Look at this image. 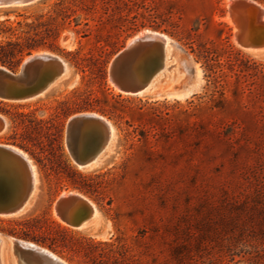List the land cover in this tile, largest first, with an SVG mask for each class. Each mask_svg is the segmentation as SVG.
<instances>
[{"label": "rangeland", "instance_id": "374dc122", "mask_svg": "<svg viewBox=\"0 0 264 264\" xmlns=\"http://www.w3.org/2000/svg\"><path fill=\"white\" fill-rule=\"evenodd\" d=\"M73 2L0 6V67L17 71L27 57L41 53L67 62L66 74L40 96L1 104L9 114L0 112L7 121L0 143L21 148L13 140L31 133L41 162L21 148L37 172V197L28 212L0 215V233L48 248L69 264H171L175 246L194 243L203 233L199 240L209 247L210 236L228 226L219 220L237 215L232 206L246 207L237 218L248 221L249 215L254 221L248 225L264 227V50L237 42L230 0L155 4L162 14L169 4L182 9V18L175 16L180 32L196 30V40L212 41L219 50L231 43L241 51L230 62L247 71L225 68L230 83L224 96L176 39L151 93L121 92L110 80L112 59L129 39L153 29L125 40L101 0L91 12L74 11ZM82 112L103 115L115 132L112 150L90 167L77 166L66 137L68 119ZM32 117L40 123L30 122ZM70 166L92 184L91 196L72 187ZM64 193L91 201L95 218L80 228L60 218L54 202ZM258 237L264 264V233ZM2 258L19 264L9 247Z\"/></svg>", "mask_w": 264, "mask_h": 264}, {"label": "water", "instance_id": "95a60500", "mask_svg": "<svg viewBox=\"0 0 264 264\" xmlns=\"http://www.w3.org/2000/svg\"><path fill=\"white\" fill-rule=\"evenodd\" d=\"M36 1L38 0H8L6 4L22 6ZM228 14L235 26L238 27L237 23L241 25V30L235 32V37L242 47L250 49L264 46V9L260 5L245 0L234 6L229 5ZM175 44L174 38L156 30L135 35L112 59L111 82L125 94L144 93L155 85L154 79L163 68L165 56L170 55ZM64 73V62L53 55H30L17 71L0 67V99L19 102L38 97ZM6 127L7 121L0 117V131ZM112 135L111 121L95 112L72 115L66 124L70 154L79 167H87L95 162L110 144ZM22 151L12 144L0 143V215L18 213L34 191L33 167L29 155ZM58 198L57 208L62 218L76 228L90 220L97 209L82 195L70 194L68 197ZM3 236L5 235L0 233V238ZM35 249L47 259H55L40 247ZM12 250L18 262L31 264L18 241H13ZM58 264L64 263L58 260Z\"/></svg>", "mask_w": 264, "mask_h": 264}, {"label": "trees", "instance_id": "16d2710c", "mask_svg": "<svg viewBox=\"0 0 264 264\" xmlns=\"http://www.w3.org/2000/svg\"><path fill=\"white\" fill-rule=\"evenodd\" d=\"M64 1V0H61ZM85 0H74L73 6L76 7L74 11L84 10L91 12L96 6L97 0H91L90 5H84ZM104 5L102 7L106 10H112L111 15H115L119 23V29L121 33H125L124 39L132 35L135 32L143 28H151L156 31H161L169 34L174 39H176L181 45H183L187 50L194 55L196 61L202 62L206 76L211 78L216 87H221V94L224 96L226 94V87L229 85V81L226 80L227 73L225 68L227 67L230 72L238 70L239 73L247 71V68L243 66L232 65L230 62V57L233 52L241 53L231 43L225 45L223 50H219L218 47L214 46L212 41H199L195 39V32H180L179 21L175 20V16L180 19L182 18V9L180 7L176 8L169 4L167 12L165 14L159 13L156 10L155 4L156 0H101ZM114 4V5H113ZM70 6V5H68ZM116 43V42H115ZM106 44L109 45L110 41L106 40ZM31 49V48H28ZM33 49V48H32ZM117 49H115L116 51ZM22 52V50H20ZM19 51V52H20ZM225 58H222V57ZM225 59V60H224ZM5 62V61H4ZM3 62V63H4ZM228 64V66H226ZM3 100H0V112L4 114H9L8 110L1 107ZM105 112L103 111V114ZM20 116H25V114L20 113ZM106 115V114H105ZM108 115V114H107ZM37 117H32L30 122L40 123ZM36 129V127H34ZM23 139L21 141L14 139L13 141L28 151L39 163V157L36 153L35 148L32 146H40L35 135L31 133H24ZM29 141V145L27 144ZM32 143V145L30 144ZM69 171L66 172L67 177L71 181L72 187L92 195L91 183L85 178V175L81 174L77 170L69 167ZM79 177V178H78ZM100 186V185H99ZM235 217L230 218V220L221 219V225L228 223V226L223 228L224 233L219 230L216 234L211 235L209 247H204L201 244L202 241L199 240L201 235L203 237L204 233L197 238V240L192 243H183L175 246L172 249V259L171 264H263V257L260 250L257 248V241L259 233H264V227H256L248 225V222L254 221L251 216L248 215V221L241 220L237 218L238 214L246 211L244 206H232ZM251 215V214H250ZM259 224H262L259 221ZM220 225V224H219ZM221 231V232H220ZM205 238V237H204ZM203 238V239H204ZM253 238V239H252ZM199 240V241H198ZM255 241V243L253 242Z\"/></svg>", "mask_w": 264, "mask_h": 264}, {"label": "bare ground", "instance_id": "6f19581e", "mask_svg": "<svg viewBox=\"0 0 264 264\" xmlns=\"http://www.w3.org/2000/svg\"><path fill=\"white\" fill-rule=\"evenodd\" d=\"M8 0H0V6H7L6 2ZM245 0H230V6H234L236 3H239V2H244ZM246 1H253L255 3H257L258 5H260L263 9H264V5L260 4L259 2L255 1V0H246ZM14 5H19V4H14ZM235 12H237V14L240 12L238 10H236ZM264 18V17H263ZM238 27L236 26V32L240 31L241 30V25L239 23H237ZM176 43V42H175ZM175 48V47H174ZM249 50H264V46L260 47V48H251ZM36 55V54H35ZM37 55H53V56H57L59 57L63 62H64V65H65V73L64 75L66 74L67 72V66H66V63L65 61L58 55H54V54H48V53H41V54H37ZM29 57H27L26 59H28ZM170 58L169 55L165 56V59H164V65H163V68L160 70V72L157 74V76L155 77L154 79V83L155 85L148 88V90H146L145 92L146 93H151L157 86L158 84V80L160 79V77L166 72L167 68H168V59ZM6 68V67H5ZM63 75V76H64ZM62 76V77H63ZM61 78V77H60ZM59 79V78H58ZM57 79V80H58ZM55 80V82L57 81ZM53 82V84L55 83ZM53 84H51L50 86H52ZM49 86V87H50ZM1 116V115H0ZM106 118V117H105ZM5 119V118H4ZM112 130H113V135H112V139L110 141V144L107 146V148L102 152V154L99 156V158L93 162L90 166H93V165H97L99 164L101 161H103L105 159V157L107 156V154L112 150L113 148V145H114V139H115V132H114V127L112 125ZM0 132H3V131H0ZM1 134V133H0ZM14 148L22 151L20 148L14 146ZM25 155H27L24 151H22ZM30 159V158H29ZM31 161V160H30ZM32 164V167H33V171H34V174H35V187H34V191L31 195V197L29 198L27 204L25 205V207L20 210L18 213L16 214H21V213H25V212H28L29 210H31V208L33 207L35 201H36V197H37V192H38V176H37V172H36V169H35V166L34 164L31 162ZM88 166V167H90ZM70 194H77V195H81L79 193H70ZM70 194H67V193H64L63 197H68ZM83 196V195H82ZM84 197V196H83ZM59 199V198H58ZM58 199L55 203V209H56V212L59 214L60 218H62V215L61 213L59 212L57 206H58ZM87 199V198H86ZM97 213V209H95V213L93 215V217L88 220L87 222H85L82 226L80 227H83L84 225L88 224L89 222H91L94 218H95V214ZM63 219V218H62ZM64 220V219H63ZM79 227V228H80ZM13 241H18L21 248L24 250L25 252V255L27 256L28 260L30 258H33L37 261V264H58V260L61 261L62 263L64 264H69L67 263L65 260H63L62 258H60L58 255H56L53 251H51L50 249L48 248H45L43 246H40L32 241H28V240H23V239H18V238H13V237H1L0 238V264H4V261H3V258H2V250L3 248L6 249L7 247H9L11 250H12V245H13ZM29 245V246H27ZM37 247H40L41 249H43L44 251L48 252L49 254L53 255L55 257V259L53 258H49L47 259L42 253H39L35 248ZM13 251V250H12ZM13 254V252H12ZM14 256V255H13ZM15 260L17 261V263L19 264H24L23 262H18L17 258L15 257ZM30 262V260H29Z\"/></svg>", "mask_w": 264, "mask_h": 264}]
</instances>
